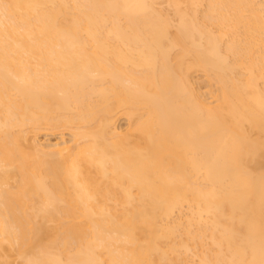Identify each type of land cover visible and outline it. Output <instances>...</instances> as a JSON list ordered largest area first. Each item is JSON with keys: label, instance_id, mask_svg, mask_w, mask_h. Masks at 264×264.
<instances>
[{"label": "bare ground", "instance_id": "6f19581e", "mask_svg": "<svg viewBox=\"0 0 264 264\" xmlns=\"http://www.w3.org/2000/svg\"><path fill=\"white\" fill-rule=\"evenodd\" d=\"M60 131L70 142L36 143ZM13 257L264 264V0H0V264Z\"/></svg>", "mask_w": 264, "mask_h": 264}, {"label": "rangeland", "instance_id": "374dc122", "mask_svg": "<svg viewBox=\"0 0 264 264\" xmlns=\"http://www.w3.org/2000/svg\"><path fill=\"white\" fill-rule=\"evenodd\" d=\"M206 3H204V5H205ZM161 5L163 6V2L161 3ZM161 5H159V7H161V9L159 8V10H163V12H162V14L163 13H165L166 15H164V16H167L168 15V17H169V14H170V19H171V16L173 15V13H174V10H173V8H172V10H171V6L168 4L167 5V2L165 3V1H164V5H166V6H161ZM202 6V7H205V6H207V5H205V6ZM166 7V8H165ZM169 8H170V10H169ZM166 9V10H165ZM201 10H199V16L198 17H200V19H201V17H203L204 16V12H206V10L205 9H207V7L206 8H200ZM165 10V11H164ZM201 11V12H200ZM204 11V12H203ZM168 12H169V14H168ZM204 14H203V13ZM172 13V14H171ZM202 13V15H200ZM175 15V14H174ZM172 16V20H173V22H174V20L176 19V17L175 16ZM197 71H199V72H197ZM195 72V73H194ZM194 72H192V73H194L193 75H192V80H194V81H192L193 82V85H194V83H195V85L193 86L194 88H195V91L197 92L196 94L201 98L202 96H203V98H201L202 100H204V101H206L207 103H214V105L213 106H215V103H216V101H217V99H215L214 97H217V94H218V92H219V90H220V88L217 90V88L218 87H220V85H218L217 86V84L215 83V80H213L212 78H210L209 77V75L208 74H206V73H204V72H202L201 70H196V71H194ZM211 79L213 80V84H212V82H210L211 81ZM214 86V87H213ZM213 87V88H212ZM200 90V91H199ZM199 91V92H198ZM217 91V92H216ZM212 92H214L213 94H211ZM202 95V96H201ZM212 95H214V97L212 96ZM219 96V95H218ZM206 99V100H205ZM215 101V102H214ZM210 104V105H211ZM117 117H119V116H117ZM115 120H117V121H115L116 123H115V128L117 129V131H118V133H121V134H125L126 133V131H128V129H129V127H130V121H129V118H127L126 116H121L120 115V117L119 118H116ZM131 122H133V121H131ZM25 130L27 131V129H24V133H26L25 132ZM27 134L29 135L30 133H28L27 132ZM62 134H64L63 135V139L65 140V141H69L70 142V140L72 139V136H71V133L70 132H67V131H60V132H57V135L56 136H53V135H48V134H44V133H40V135H38V137H37V139H36V143H40V144H43L44 146H48V145H52V144H54L55 142H57V141H60L61 140V135ZM33 135V134H32ZM27 137H29V136H27ZM31 137V136H30ZM33 137V136H32ZM34 138V137H33ZM28 139V138H27ZM29 140V139H28ZM31 140V139H30ZM37 140L39 141V142H37ZM33 142V141H32ZM25 143V142H24ZM50 143V144H49ZM25 144H27V143H25ZM30 144V143H29ZM48 144V145H47ZM28 145V144H27ZM29 146H31V145H29ZM15 186V185H14ZM188 210V209H187ZM183 214L185 215V217H186V215H187V211H186V209H183ZM177 214H179V213H177ZM177 214H175L176 216V218L175 217H173V218H175L174 220H177V219H179L180 217L181 218H183L184 217V215H180L179 214V216L180 217H178V215ZM189 214V213H188ZM183 216V217H182ZM188 216V215H187ZM184 217V218H185ZM187 218V217H186ZM185 218V219H186ZM173 220V221H174ZM183 221H184V219H183ZM190 258H192V257H190ZM11 260V262H13L14 264H18L19 263V261L21 262V260H18V258H16V257H13L12 259H10ZM191 260V259H190ZM192 260H193V258H192ZM191 260V261H192ZM198 260V259H197ZM197 260L194 258V260L193 261H196L197 262ZM19 264H21V263H19Z\"/></svg>", "mask_w": 264, "mask_h": 264}]
</instances>
